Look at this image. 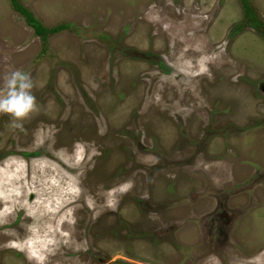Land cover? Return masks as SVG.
Wrapping results in <instances>:
<instances>
[{
    "label": "rangeland",
    "instance_id": "1",
    "mask_svg": "<svg viewBox=\"0 0 264 264\" xmlns=\"http://www.w3.org/2000/svg\"><path fill=\"white\" fill-rule=\"evenodd\" d=\"M18 2L67 27L43 41L0 0V83L31 73L39 109L0 114V264H264V38L232 31L241 0Z\"/></svg>",
    "mask_w": 264,
    "mask_h": 264
},
{
    "label": "clouds",
    "instance_id": "2",
    "mask_svg": "<svg viewBox=\"0 0 264 264\" xmlns=\"http://www.w3.org/2000/svg\"><path fill=\"white\" fill-rule=\"evenodd\" d=\"M33 88L31 73L20 69L5 74L0 83V114L10 116L17 129L23 130L22 122L39 110Z\"/></svg>",
    "mask_w": 264,
    "mask_h": 264
},
{
    "label": "trees",
    "instance_id": "3",
    "mask_svg": "<svg viewBox=\"0 0 264 264\" xmlns=\"http://www.w3.org/2000/svg\"><path fill=\"white\" fill-rule=\"evenodd\" d=\"M11 3L13 8L16 11H19L23 15V17H25L27 23L34 29V32L42 38L43 41L46 39L48 33L58 32L64 27H67V25L64 23H60L52 27H47L43 25L42 22L38 18H36L30 10L22 6L18 2V0H11ZM241 4L245 19L241 23L236 25L232 31L236 32L242 29L245 25H250L254 27L257 32L264 38V24L256 16L255 10L253 9L250 0H241Z\"/></svg>",
    "mask_w": 264,
    "mask_h": 264
},
{
    "label": "bare ground",
    "instance_id": "4",
    "mask_svg": "<svg viewBox=\"0 0 264 264\" xmlns=\"http://www.w3.org/2000/svg\"><path fill=\"white\" fill-rule=\"evenodd\" d=\"M46 200V199H45ZM51 201V203H52V200H50Z\"/></svg>",
    "mask_w": 264,
    "mask_h": 264
}]
</instances>
